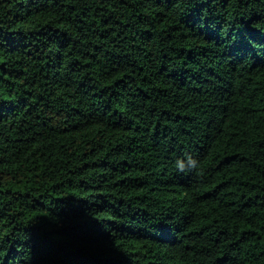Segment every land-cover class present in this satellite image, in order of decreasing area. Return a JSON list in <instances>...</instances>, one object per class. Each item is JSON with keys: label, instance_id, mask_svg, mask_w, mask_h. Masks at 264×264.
I'll return each instance as SVG.
<instances>
[{"label": "trees", "instance_id": "trees-1", "mask_svg": "<svg viewBox=\"0 0 264 264\" xmlns=\"http://www.w3.org/2000/svg\"><path fill=\"white\" fill-rule=\"evenodd\" d=\"M37 7L0 0V264L98 258L80 202L123 264H264V55L235 42L264 5Z\"/></svg>", "mask_w": 264, "mask_h": 264}, {"label": "clouds", "instance_id": "clouds-1", "mask_svg": "<svg viewBox=\"0 0 264 264\" xmlns=\"http://www.w3.org/2000/svg\"><path fill=\"white\" fill-rule=\"evenodd\" d=\"M23 2L27 3V0H23ZM34 2L37 4V11L41 10H48L53 5L54 0H34ZM69 2H72V0H69ZM130 4H133L135 6L143 7L144 4L151 3V0H129ZM248 3L250 6L255 7L258 2L256 0H248ZM261 4V3H259ZM149 11H160L161 9L156 8L152 9L149 7ZM240 14H245L247 16H250L251 19L247 20V24H251L252 22H262L264 23V12H261L259 15H252L251 12L248 11L247 8H242ZM247 24L245 26H247ZM3 25H0L2 27ZM249 32L252 30L249 28ZM252 35L256 37V40L254 41L257 45H259V48L256 50L257 54L264 55V36H261L260 32H252ZM253 43V42H252ZM166 167L170 169L172 172L176 173L177 175H186L188 173L193 172L199 167V158L190 150H182L176 154H174L171 159L168 161ZM59 203V202H53ZM81 207V213L84 216L85 219L89 218V212L90 210L83 206V202H80ZM54 211V210H53ZM62 215V213H61ZM36 222V227H38L40 230H43L47 227L48 221L43 219L42 217H38ZM91 223L98 224L96 221L91 220ZM33 230V226H30L28 229H24V231H31ZM106 234V233H105ZM19 242V241H18ZM22 248H27V245H21ZM113 253L120 256V252L117 249H111ZM25 252L20 251L18 252L17 259L13 261V264H27V261L25 260ZM3 256V251H0V257Z\"/></svg>", "mask_w": 264, "mask_h": 264}, {"label": "snow or ice", "instance_id": "snow-or-ice-1", "mask_svg": "<svg viewBox=\"0 0 264 264\" xmlns=\"http://www.w3.org/2000/svg\"><path fill=\"white\" fill-rule=\"evenodd\" d=\"M256 2L264 5V0H256ZM249 28L254 30L249 32ZM252 32H260L261 36H264V23L254 21L248 26H244L239 34L235 37V42L238 49L244 50L252 45V42L256 40V37L252 35ZM90 217L91 213H89L88 219L84 218V223L91 233V243L98 245L101 250L100 256L98 258L88 260L48 261L46 264H123L121 257L111 251V249H116V247L114 244H112L111 238L107 237L105 234V226L100 223H91ZM27 219L33 221L32 233L34 235L35 243L38 244L40 242L41 235L45 233L46 230L49 236L52 235L51 225L48 224L46 228L40 230L38 227H36L38 222L33 220V217L29 216ZM97 219L104 220L106 218L104 216H98ZM4 235H6V233L0 234V240L3 239ZM36 264H41V262L37 261Z\"/></svg>", "mask_w": 264, "mask_h": 264}]
</instances>
